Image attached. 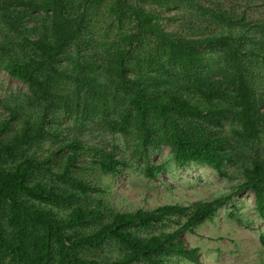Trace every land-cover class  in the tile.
I'll list each match as a JSON object with an SVG mask.
<instances>
[{"label":"trees","instance_id":"16d2710c","mask_svg":"<svg viewBox=\"0 0 264 264\" xmlns=\"http://www.w3.org/2000/svg\"><path fill=\"white\" fill-rule=\"evenodd\" d=\"M168 13L193 38L169 32ZM0 70L30 93L15 106L0 100L9 112L0 125V264L199 263L183 234L233 196L117 211L80 164L92 129L135 139L151 180L171 163L223 177L241 164L236 193L251 190L264 219V24L200 0H0ZM65 130L71 137L58 146ZM45 141L56 149L40 157ZM152 147L169 148L171 162L152 165ZM91 152L103 175L126 166ZM170 222L172 232H155Z\"/></svg>","mask_w":264,"mask_h":264},{"label":"rangeland","instance_id":"374dc122","mask_svg":"<svg viewBox=\"0 0 264 264\" xmlns=\"http://www.w3.org/2000/svg\"><path fill=\"white\" fill-rule=\"evenodd\" d=\"M200 1L208 7L221 6L225 10H231L238 17L245 16L253 24H264V1ZM29 26L33 27V24ZM164 26L178 36L193 38L192 33L185 29L182 18L176 17V13L167 14ZM194 36L200 38L198 35ZM29 96L28 88L23 83L0 70V100L12 102L15 106ZM8 119L9 112L0 105V125ZM226 128L229 131L230 125L226 124ZM70 137L71 134L65 130L59 138L58 146H63V140ZM135 142L133 138L99 129H92L84 135L82 144L85 156L80 160V164L86 168L85 176L88 181L102 190V193H94L95 196H100L106 205L117 211L133 212L138 209L153 210L165 205L192 206L196 203H210L232 195V200L222 207L211 221L195 229L193 233L183 234L185 244L190 249H200L198 264H264V219L257 210L254 193L251 190L236 193L238 186L245 181L241 164L236 168L227 166L226 173L229 176L223 177L204 164H190L179 168L171 163L170 170H164V173L151 180L143 174L147 159L145 156L136 155ZM41 148L38 155L47 157L56 146L50 141H45ZM92 150L111 152L118 160L126 163V166L116 175H103L93 165ZM149 150L152 165L171 162L172 154L169 148L152 147ZM260 152L264 154V147L260 148ZM175 228L176 225L170 222L166 229L160 226L155 228V232H172ZM112 253L119 255L120 251L110 250L108 247L106 254ZM168 264L191 263L175 261Z\"/></svg>","mask_w":264,"mask_h":264}]
</instances>
